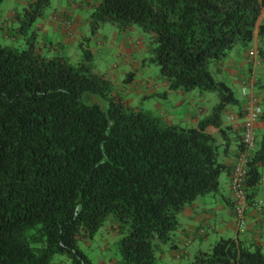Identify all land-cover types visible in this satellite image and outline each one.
<instances>
[{
    "label": "trees",
    "instance_id": "1",
    "mask_svg": "<svg viewBox=\"0 0 264 264\" xmlns=\"http://www.w3.org/2000/svg\"><path fill=\"white\" fill-rule=\"evenodd\" d=\"M51 4L33 0L16 12L22 43L0 41V264H54L60 255L96 264L81 242L111 217L119 221L113 248L121 264H159L162 246H174L181 211L219 191L232 141L243 150L242 135L223 119L228 106L241 109L239 99L212 66L250 45L264 0H80L92 34L110 23L149 35V60L169 90L217 95L195 127L132 106L95 70L89 49L74 61L43 47L37 21ZM258 34L264 57V18ZM209 125L219 127L223 149ZM263 160L264 136L247 164L250 205ZM190 264H264V251L221 238Z\"/></svg>",
    "mask_w": 264,
    "mask_h": 264
},
{
    "label": "crops",
    "instance_id": "2",
    "mask_svg": "<svg viewBox=\"0 0 264 264\" xmlns=\"http://www.w3.org/2000/svg\"><path fill=\"white\" fill-rule=\"evenodd\" d=\"M33 0H0V41L6 44L23 42L15 14ZM88 8L80 5V0H52L46 15L37 21L39 41L44 47L52 45V53L70 56L80 60L83 47L93 54L95 70L109 75L121 97L134 107L148 109L159 115L166 123L197 126L201 119L210 113L218 103L215 93L186 92L169 90L165 78L159 75L158 67L149 60L152 42L145 32L137 26L119 30L107 23L92 34L87 19ZM263 14V13H262ZM264 18L261 15L254 30L249 46H237L225 59L212 66L218 81H224L239 99L238 106H228L224 112L225 125H231L234 135H242L245 116L255 101L264 109V57L259 53L262 45L258 25ZM133 73V79H125ZM164 95V93H166ZM138 102V104H137ZM145 103L149 106H145ZM257 146L264 136V115L255 124ZM206 132L212 135L224 148L219 127L209 125ZM230 154L222 155L226 169L220 176V189L198 198L191 206L184 208L180 215V227L173 236V245H163L159 251V264H189L199 251L211 249L221 238H234L248 244L255 243L264 251V205L259 208L247 205L245 225H239V219L233 205L231 180L238 157V142L230 144ZM262 181L256 201L264 203V160L260 164ZM119 221L112 218L107 221L99 236L84 240L90 248L98 249L96 264H121L119 254L114 250L118 239ZM54 264H69L59 257Z\"/></svg>",
    "mask_w": 264,
    "mask_h": 264
},
{
    "label": "built area",
    "instance_id": "3",
    "mask_svg": "<svg viewBox=\"0 0 264 264\" xmlns=\"http://www.w3.org/2000/svg\"><path fill=\"white\" fill-rule=\"evenodd\" d=\"M263 114V107L255 101L246 111L244 127L242 132L243 150L239 152L237 162L233 171L231 187L233 199L235 201V211L239 219V225H245V212L247 209V195L244 188L246 176L248 173L247 164L249 158L257 148V134L255 124ZM252 205L262 208V201H255Z\"/></svg>",
    "mask_w": 264,
    "mask_h": 264
},
{
    "label": "rangeland",
    "instance_id": "4",
    "mask_svg": "<svg viewBox=\"0 0 264 264\" xmlns=\"http://www.w3.org/2000/svg\"><path fill=\"white\" fill-rule=\"evenodd\" d=\"M263 14H264V10H263ZM262 14V15H263ZM137 27H139V26H137ZM145 34L149 37V35L145 32ZM74 60V59H73ZM75 61V60H74ZM157 66V65H156ZM137 104H138V102H137ZM149 106V104H147V103H145V106ZM111 218H109L108 220H110ZM99 233H101V231H99L96 235L97 236H99ZM81 248L90 256V258L95 262V263H97L98 262V255L100 254L99 252H98V249H96V248H90V247H88L87 245H85V243H83V242H81ZM59 257H62L65 261H68L67 259H66V257H65V255H60V256H58L57 258H59ZM68 263L69 264H71L70 263V261H68ZM182 264H188L187 262H186V260H183V262H182ZM190 264V263H189Z\"/></svg>",
    "mask_w": 264,
    "mask_h": 264
}]
</instances>
